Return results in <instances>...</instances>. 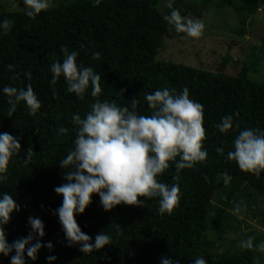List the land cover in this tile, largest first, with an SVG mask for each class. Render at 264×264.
<instances>
[{
	"label": "trees",
	"instance_id": "1",
	"mask_svg": "<svg viewBox=\"0 0 264 264\" xmlns=\"http://www.w3.org/2000/svg\"><path fill=\"white\" fill-rule=\"evenodd\" d=\"M210 1L203 0V4ZM224 1L236 2V10L247 13H254L263 3ZM159 4L160 0H103L93 6L91 0H62L35 18L27 17L25 10L0 12V21L12 22L7 32L0 29V90L5 85L21 88L31 83L42 103L35 115H29L21 102L16 112L8 116V97L0 91V133L17 137L21 145L19 154L11 158L6 181L0 183V193L11 194L20 205V211H14L5 226L6 239L11 243L24 237L25 227L31 231L28 217H38L45 225L42 242H57L62 249L52 252L42 247L35 261L25 253L27 264H47L49 255L57 257L53 264H161L162 256L179 264H193L200 257L207 264L263 263L264 251L259 246L264 244V232L260 230H249L244 238L253 239L252 250L240 247L214 252L206 235L211 225L223 233L229 229V212L212 201L214 192L226 180L231 186L230 194L238 192L242 185L264 194V171L256 177L227 159L240 130L264 129V82L248 79L250 69L246 64L239 75L233 76L156 59L163 39L170 36L171 26L163 18L169 9L162 10ZM238 33L243 34L244 29L240 27ZM65 46L69 52L79 53L78 64L90 66L100 75L99 96L91 95L90 85L83 98H78L67 91L63 76L50 86V67L56 60L63 61L61 48ZM93 53H99V59H93ZM8 65L13 67L9 69ZM28 72L32 74L31 80L25 76ZM185 86L190 98L204 106L203 144L207 158L178 174L179 204L171 214H161L158 198L138 196V200L144 201L142 206L121 203L105 211L98 195L93 194L91 203L75 218L81 230L91 237V243L101 232L111 235L112 242L92 253H82L79 244L69 246L58 216L46 210H55L62 203V196L54 188L66 182L62 177L68 169L60 168L59 162L74 148L77 126L73 115L83 118L97 99L129 106L130 110L132 99H138V114L150 115L152 109L144 99L146 93L160 88L179 92ZM226 115L233 116L234 127L221 134L216 124ZM61 127L66 129L64 133H60ZM220 146L223 154L216 151ZM29 150L31 159L27 158ZM176 175L174 163L170 162V167L157 179L171 185L176 182ZM113 225H118L119 230ZM13 254H0V264H9Z\"/></svg>",
	"mask_w": 264,
	"mask_h": 264
},
{
	"label": "clouds",
	"instance_id": "2",
	"mask_svg": "<svg viewBox=\"0 0 264 264\" xmlns=\"http://www.w3.org/2000/svg\"><path fill=\"white\" fill-rule=\"evenodd\" d=\"M102 0H93V6H98ZM25 15L35 18L41 11L51 6V0H23ZM174 0H165V6L170 14L163 18L174 26L177 33L199 39L204 33V24L181 14L173 7ZM12 22L8 19L0 21V29L7 32ZM63 61L56 60L50 67L52 74L50 86L55 85L61 76L64 77L69 93H75L83 98L91 85V95L101 94L100 75L92 67L77 63L79 53L69 52L62 47ZM99 53H93V59H99ZM13 66L8 65L11 69ZM28 80L32 74L25 73ZM15 80V76L13 77ZM8 97V116L16 112L21 102L26 105L29 115H35L42 103L37 97L31 83L17 88L5 85L2 90ZM55 93V89H53ZM144 99L152 112L150 115H140L137 112L138 99H132L129 106H119L115 102L97 99L91 105V111L81 118L73 115V123L77 126L73 140L74 148L70 149L59 166L64 171L62 179L66 181L54 188L57 195L62 196L61 205L54 210L69 246L80 245L82 253H92L112 242L111 235L101 232L91 237L86 235L78 225L76 215L85 211L91 203L92 195L99 197L102 208L107 211L121 203L142 206L147 199L158 198L159 212L171 214L181 198L179 173L182 169L193 168L197 163L207 158L204 148L206 129L204 123V106L190 98L188 87L179 92L176 89L160 88L152 93H146ZM234 121L232 115H226L216 124L221 134L232 130ZM239 127V125H235ZM60 133L66 131L59 129ZM19 139L8 132L0 133V183L6 181L11 158L19 154L21 145ZM233 150L228 151L227 159L235 161L238 168L246 173L259 177L264 171V129L245 128L240 130L232 142ZM218 154H223V146L217 147ZM28 151L27 158L31 159ZM179 157L177 160L176 158ZM174 163L177 175L171 185L160 182L157 177L164 174ZM227 177V173L224 174ZM205 179H207L205 177ZM227 183V180L225 181ZM20 211V205L7 192L0 193V254L8 257L14 253L9 264H27V258L37 259L42 247L49 251L53 249L51 241L42 242L45 236V225L38 217H28L31 231L27 236L9 243L6 239L5 226L11 220L13 212ZM240 206L235 207L239 213ZM242 218V217H240ZM119 230L118 225H113ZM240 247L253 249V239L240 242ZM264 251V244L259 246ZM55 255L46 257L47 264H53ZM161 264H179L167 256L161 257ZM193 264H207L203 258H197Z\"/></svg>",
	"mask_w": 264,
	"mask_h": 264
},
{
	"label": "rangeland",
	"instance_id": "3",
	"mask_svg": "<svg viewBox=\"0 0 264 264\" xmlns=\"http://www.w3.org/2000/svg\"><path fill=\"white\" fill-rule=\"evenodd\" d=\"M61 1L51 0L50 7L59 5ZM159 7L165 11L168 9L165 0H160ZM173 7L179 9L181 14L184 11V16L203 22L204 33L201 38L193 39L184 33H177L171 25L170 36L163 39L156 59L233 76L239 75L246 64L250 69L246 77L264 82V0L254 13L236 10V2L224 0H212L206 4H203V0H174ZM18 10H25L23 0H0V12ZM167 13L170 14V9ZM240 27L244 29L241 35L238 33ZM253 66L256 67L255 71L252 70ZM230 192V183L225 182L212 197L215 205L224 206L230 214L226 233L211 225L206 235L208 246L214 252L240 248V242L244 241L249 230L264 232V194L256 193L247 185H242L238 192ZM225 199L227 202L224 204ZM236 206H240L239 213L235 212ZM46 212L55 215L52 209ZM223 221L227 223L224 218ZM28 233L29 228L25 227V236ZM52 244V252L62 250L61 244Z\"/></svg>",
	"mask_w": 264,
	"mask_h": 264
}]
</instances>
